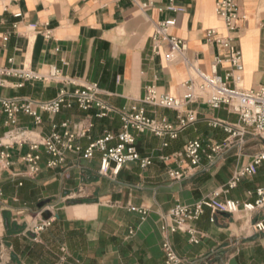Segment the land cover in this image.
Here are the masks:
<instances>
[{
  "label": "crops",
  "instance_id": "0c3cea01",
  "mask_svg": "<svg viewBox=\"0 0 264 264\" xmlns=\"http://www.w3.org/2000/svg\"><path fill=\"white\" fill-rule=\"evenodd\" d=\"M236 3L243 86L264 87V0ZM166 5L165 0H158L155 7L143 10L130 0H0V70L28 68L41 78L23 81L0 74L6 80L0 96L45 101L65 86L74 90L87 83H97L104 99L117 108L141 106L151 85L182 96L190 70L183 59L166 60L167 42L155 53L156 25L174 18L176 26L170 34L187 43L186 56L196 58L204 72H210L214 58L223 55L206 41V31L216 29L223 36L225 30L216 15V0H177L176 7L182 11H159ZM17 13L22 16L14 17ZM46 30L51 31L49 37ZM225 71L226 65L219 68V74ZM64 80L72 84L65 85ZM20 83L23 86L16 87ZM187 110L196 111L198 121L181 134L179 142L184 145L201 138L223 148L213 161L204 157L200 167L179 180H170L167 171L181 165L163 162L160 157L169 155V149L149 133L138 136L137 148L143 157L153 158L152 165L142 169L129 164L116 177L100 175L99 152L92 160L68 153L55 169L47 166L50 157L42 152L40 172L31 176L20 159L29 147L10 149L14 165L0 166V264H164L161 214L178 202L193 204L224 191L239 170L264 153V138L250 130L242 139L227 141L228 133L210 126L215 119L239 122L226 107L190 103ZM147 111L171 119L176 115L166 109L147 107ZM95 113V109L82 111L75 106L55 116L43 114L41 124L21 114L19 126L28 128L32 139H39L52 133L54 122L93 117L90 139L79 141L85 149L106 131L116 135L122 128L118 115L98 119ZM5 122V115L0 114V138L8 130ZM117 143L113 140L109 145ZM260 189L264 191V161L255 175L244 177L220 198L254 203ZM42 202L46 205L40 207ZM50 216L52 225L36 233L35 226ZM258 221H264V207L235 214H213L207 209L192 223L202 233L198 244L191 243L184 232L170 239L182 264H264V232L252 228Z\"/></svg>",
  "mask_w": 264,
  "mask_h": 264
},
{
  "label": "built area",
  "instance_id": "2783aa9c",
  "mask_svg": "<svg viewBox=\"0 0 264 264\" xmlns=\"http://www.w3.org/2000/svg\"><path fill=\"white\" fill-rule=\"evenodd\" d=\"M141 9H150L156 6L158 0H130ZM167 5L160 7L159 11L180 12L176 7L177 0H165ZM216 15L223 22L225 35H219L218 30L206 31V41L215 44L223 53L214 58L211 71L204 72L197 65L196 58H188L187 43L170 34V30L176 26L174 18L164 20L156 25L152 37L154 51L158 55L160 44L167 42L170 51L166 53L169 63L183 59L190 70V78L184 83L185 93L182 96H173L160 92L154 86H148L142 100V105L117 108L110 105L104 99V92L97 83H87L81 88L70 90L62 88L58 94L45 101L34 100L30 97H4L0 96V114L6 117L7 132L0 138V166L9 169L14 165L10 149L15 146L29 147V152L20 157L27 164L28 173L32 176L40 172L39 162L42 152L50 159L47 166L51 169L59 168L66 159V154L80 155L84 160H92L97 152L101 154L100 170L102 176L116 177L127 165L136 163L140 168L146 169L153 163L152 157H143L137 148L138 136L149 133L161 139L162 148H167L170 141L178 139L179 135L198 121L196 111H188L190 103L204 104L212 109L226 107L231 113L239 117L237 124L226 123L221 120H212L210 126L222 128L229 134L228 140L234 137L240 139L250 130L254 135L264 138V87L246 89L244 81V63L241 49L236 40L239 31L240 17L237 12L236 0H216ZM21 13L14 15L20 18ZM264 26V24H263ZM35 27V26H34ZM45 35H51L50 30ZM7 41V37L4 38ZM226 65L224 75L219 74V68ZM4 77H14L23 81L41 80L40 76L28 68L0 70ZM65 85L72 84L71 80H64ZM17 84L16 87H22ZM0 87H6V80L0 79ZM82 111L96 110L95 118H106L111 114L118 115L122 122L121 131L118 134L106 131L104 135L91 141L87 148H83L79 141L90 139L94 128L93 117L79 120H64L53 123L52 133L49 136L32 139V132L28 128L19 126L21 114L30 116L36 124H41L43 114L58 115L64 109L74 107ZM147 107L157 111L166 109L175 112L173 119L165 115H150ZM117 140L115 146L109 143ZM223 146L217 142H205L201 138L188 140L183 148L171 155H162L160 159L167 163L173 160L181 166L178 169L170 168L167 176L170 180H179L191 174L201 166L204 157L213 161L216 155L222 151ZM264 161V153L256 156L248 166L239 170L225 188V192L236 187L238 182L246 176L257 173L258 167ZM185 165V167H182ZM222 191V192H224ZM221 191L197 201L193 204L178 202L168 212L161 214V233L163 236L161 249L164 254V264H182V259L176 253L170 237L178 232L189 235V241L193 244L200 242L202 233L193 225L209 209L213 214H235L240 210L253 212L264 207V191L258 190V199L254 203H243L231 199L220 198ZM142 213L145 214L144 211ZM54 222L53 217L41 221L35 226V232L40 233L50 227ZM256 233L264 232V221L255 222L252 225Z\"/></svg>",
  "mask_w": 264,
  "mask_h": 264
},
{
  "label": "trees",
  "instance_id": "16d2710c",
  "mask_svg": "<svg viewBox=\"0 0 264 264\" xmlns=\"http://www.w3.org/2000/svg\"><path fill=\"white\" fill-rule=\"evenodd\" d=\"M189 128H187L186 130H188ZM184 132H182V133H184ZM181 134L179 135L178 139L170 141V143L172 142V144L169 143V146L167 147L169 149V152H170L169 155H171V154H173L175 152H178V151H180L183 148L184 145L181 142H179Z\"/></svg>",
  "mask_w": 264,
  "mask_h": 264
},
{
  "label": "water",
  "instance_id": "95a60500",
  "mask_svg": "<svg viewBox=\"0 0 264 264\" xmlns=\"http://www.w3.org/2000/svg\"><path fill=\"white\" fill-rule=\"evenodd\" d=\"M44 205H46V202H42V203L40 204V207H43ZM46 214L49 216V212H47Z\"/></svg>",
  "mask_w": 264,
  "mask_h": 264
},
{
  "label": "rangeland",
  "instance_id": "374dc122",
  "mask_svg": "<svg viewBox=\"0 0 264 264\" xmlns=\"http://www.w3.org/2000/svg\"><path fill=\"white\" fill-rule=\"evenodd\" d=\"M108 176H110V174H108Z\"/></svg>",
  "mask_w": 264,
  "mask_h": 264
}]
</instances>
